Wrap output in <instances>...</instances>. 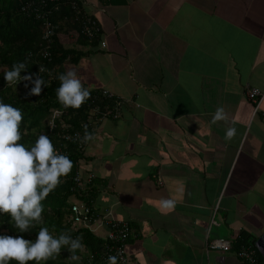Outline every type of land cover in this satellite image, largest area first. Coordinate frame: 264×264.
Wrapping results in <instances>:
<instances>
[{"label":"crops","instance_id":"crops-1","mask_svg":"<svg viewBox=\"0 0 264 264\" xmlns=\"http://www.w3.org/2000/svg\"><path fill=\"white\" fill-rule=\"evenodd\" d=\"M79 1L98 36L79 39L60 15L55 31L78 55L64 72L125 98L81 165L97 176L95 212L132 226L127 264H241L234 239L264 231V95L255 111L246 97L264 94V0ZM221 106L227 119L213 122ZM216 238L230 250L208 248Z\"/></svg>","mask_w":264,"mask_h":264},{"label":"trees","instance_id":"trees-1","mask_svg":"<svg viewBox=\"0 0 264 264\" xmlns=\"http://www.w3.org/2000/svg\"><path fill=\"white\" fill-rule=\"evenodd\" d=\"M29 1L31 0H0V98H3L6 103H11L13 106L19 107L22 110V137L18 142L24 143L26 146L31 145L34 143L38 134L44 132L50 136L57 149L61 147L62 153L65 152L69 156L73 161V166L66 176L61 177V183L42 201L44 205L42 224H35L29 231L20 233L10 222L9 214L3 213L0 214V234L13 236L23 235L25 238L35 239L36 232L42 226L48 227L54 236H58L61 232H66L74 238L79 237L81 239L82 247L75 252L77 258L73 259L72 253L66 248H62L59 254L47 261L41 262V264H87L90 255L95 257L93 260L98 259V254L101 253L107 241L99 232L95 233L86 226L79 228L71 227V222L69 221L70 207L72 201L75 199H79L86 204H91L98 189L96 185L97 176L87 183L85 189L78 190L79 187L77 182L74 181V175L77 168L76 163L83 157L84 150L77 147V141H63L61 134L63 132H73L82 129V135L86 131L92 134L95 129L92 127H81L79 124L80 119L74 117L70 119L72 125L63 129L57 123L54 131L48 133L46 119L48 114H50V109L52 107L56 108L61 104L56 97V88L60 83L57 78L58 74L64 72L63 63L65 61L69 60L74 62L78 55L73 56L75 54L73 49L64 48L59 43L56 31L54 30L50 47L51 59L46 60L40 56L38 49L43 44L42 24L34 17L32 11L20 10V7ZM47 7L52 9L51 4H48ZM60 9L52 11L50 15L51 21L56 24L59 15L69 18L72 26L77 31V37L80 39L78 34L79 23L75 20L71 7L65 3L61 5ZM17 61H24L28 65L25 71L29 73H37L40 65H44L47 69L53 70V75L50 80H48L47 72H40V75L48 81V86H42V94L38 97H27L22 94L25 88L24 81H19L14 86L4 79L3 71L11 68L13 63ZM28 86L32 87V84L29 83ZM83 179L84 177L81 180ZM107 210L111 212L112 216L111 209L106 208L104 212ZM93 212L94 215L98 214L95 210ZM246 246L255 250L257 258L255 264H262L263 259L256 249L255 239L246 232L241 231L238 237L234 239L232 247L238 250ZM9 264H18V262L10 260ZM27 264H36V262L28 261Z\"/></svg>","mask_w":264,"mask_h":264},{"label":"clouds","instance_id":"clouds-1","mask_svg":"<svg viewBox=\"0 0 264 264\" xmlns=\"http://www.w3.org/2000/svg\"><path fill=\"white\" fill-rule=\"evenodd\" d=\"M49 34L45 33V36ZM27 68L24 61L14 62L11 68L3 71L4 79L14 86L24 81V87L28 90L26 95H39L42 86H48V81L39 73L25 71ZM57 78L60 83L56 88V97L64 108H79L90 97V89L83 86L75 69L69 68L58 74ZM29 83L32 84L30 88ZM58 115H61L60 110H56L48 120L50 128L55 127ZM226 119L223 107H217L212 121ZM22 120L21 108L0 98V214L8 213L10 222L20 233L29 231L35 224H42V201L61 183V177L66 176L73 166L69 156L60 152L44 132L39 133L31 145L18 142L22 137ZM235 135V126L226 129V140H231ZM83 139L91 140L92 134L86 131ZM175 203L171 198L160 201L164 209H172ZM81 247L79 237L74 238L66 232L54 236L45 226L36 232L35 239L23 235L0 234V264H9L10 260L18 264H27L28 261L41 264L59 254L62 248H66L72 253V258L76 259L75 252ZM108 264H117V256L110 255Z\"/></svg>","mask_w":264,"mask_h":264},{"label":"built area","instance_id":"built-area-1","mask_svg":"<svg viewBox=\"0 0 264 264\" xmlns=\"http://www.w3.org/2000/svg\"><path fill=\"white\" fill-rule=\"evenodd\" d=\"M65 3L71 7L74 13V18L79 23L78 34L80 37L92 40L99 34L100 28L95 18L86 14L81 9L79 0H31L26 4H23L20 7V10L32 11L34 17L42 24L43 44L41 48L38 49V53H40V56L43 59H51L50 47L52 43V36L54 34V30L56 29V25L51 21L50 15L52 14V11L59 10L60 6ZM48 4L52 5V9L47 7ZM45 33L50 34L45 36ZM101 46H105L103 41H101ZM42 71L47 72L48 80L52 78L53 70L47 69L44 65H40L37 74H40ZM27 91L28 90L24 88V91L22 92V94L27 97H38L42 94L41 91L39 95H26ZM90 91V97L79 108H64L62 104H59L56 108L52 107L50 109V114H48L46 119L48 133H52L54 131L57 123L63 129L72 125L70 119L74 117L80 119L79 124L81 127H92L95 129L97 124L102 121L109 118H117L121 114L125 98L117 96L103 88L97 90L90 89ZM263 95V92L256 88H248L246 90V97L254 104V111L258 108ZM56 110H60L61 115L56 116L55 127L50 128L47 122L52 118L53 113ZM82 130L63 132L61 134V139L63 141H77V147L84 150L86 141L83 139L84 135L81 133ZM58 150L62 152L61 147H59ZM81 160L82 158H80L76 163L77 168L74 175V181L77 182L79 187L78 190L85 189L87 183L95 177L93 171L82 168ZM83 177L84 179L81 180ZM93 210L95 209L92 204H86L79 199L73 200L70 207L69 221L71 222V227L79 228L81 226H86L95 233L99 232V228L105 227V232L102 237L106 239L107 243L103 247L101 253L98 254V259L93 260L95 257L90 255L87 264H108V257L110 255L117 256V264H127L130 257L126 246L127 240L133 232L132 226L126 220L114 218L108 210L105 211L106 213L103 212L99 215H94ZM208 248L213 250L229 251L231 245L230 241L226 239L216 238L208 242ZM237 256L240 258L241 264H255L257 262L255 250L249 246L238 249ZM205 264L214 263L207 262Z\"/></svg>","mask_w":264,"mask_h":264},{"label":"water","instance_id":"water-1","mask_svg":"<svg viewBox=\"0 0 264 264\" xmlns=\"http://www.w3.org/2000/svg\"><path fill=\"white\" fill-rule=\"evenodd\" d=\"M255 246L260 250L261 254L264 256V231L255 240Z\"/></svg>","mask_w":264,"mask_h":264}]
</instances>
